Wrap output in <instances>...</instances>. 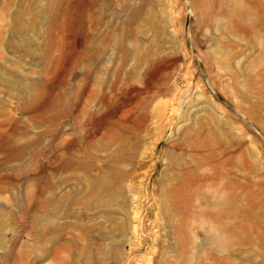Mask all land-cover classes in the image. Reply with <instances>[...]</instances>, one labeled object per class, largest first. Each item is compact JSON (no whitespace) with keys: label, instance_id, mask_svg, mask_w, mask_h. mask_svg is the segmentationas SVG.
<instances>
[{"label":"rangeland","instance_id":"obj_1","mask_svg":"<svg viewBox=\"0 0 264 264\" xmlns=\"http://www.w3.org/2000/svg\"><path fill=\"white\" fill-rule=\"evenodd\" d=\"M0 264H264V0H0Z\"/></svg>","mask_w":264,"mask_h":264}]
</instances>
